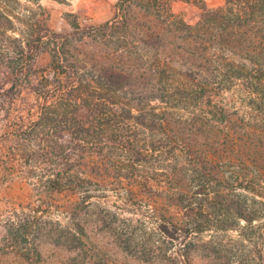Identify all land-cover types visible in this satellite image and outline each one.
Returning a JSON list of instances; mask_svg holds the SVG:
<instances>
[{
  "label": "trees",
  "instance_id": "trees-1",
  "mask_svg": "<svg viewBox=\"0 0 264 264\" xmlns=\"http://www.w3.org/2000/svg\"><path fill=\"white\" fill-rule=\"evenodd\" d=\"M169 1L119 0L116 6L122 10V19L118 21L116 14L113 22L93 28L106 46L118 52L119 59L112 64L95 62L96 56L72 43L69 34L56 35L47 30L46 35L30 39V30L28 35L13 40L20 59L9 61L6 67L11 73L26 69L22 57L32 53L31 61L38 44L50 50V68L56 81L50 87L51 80L42 77L39 94L46 103L32 132L47 128L46 136L53 135L51 141L56 147L65 146L68 156L76 150L83 159L89 153L101 152V145L110 144L117 148V153L109 156L113 163L129 160L136 165L160 164L159 173L167 177L164 196L160 193V197L172 198L174 206L184 212L183 233L178 240L184 264H194L190 253H195L197 245H202L204 256L215 264H256L260 255L256 257L245 241L254 242L252 236L258 235L259 243L249 244L264 253V142L257 134L243 133L245 139L252 140L237 146L242 125L230 127L237 136L223 135L228 114L215 99L242 82L250 91V102L260 106L255 110H264V0H225L223 7L207 11L194 27H187L195 33L191 35L196 42L192 48L185 40L176 44L174 36L153 35L150 30L160 17L167 20L164 7ZM27 2L39 6L40 0H25L23 6L27 7ZM127 3L128 11L136 7L139 12L134 24L126 11ZM30 13L34 12L28 10L27 19ZM73 26L79 30L78 25ZM131 29H137L136 37L129 34ZM108 30L114 45L107 38ZM116 34H124L123 39ZM130 48L150 56L139 52L126 64L124 52L131 53ZM210 48L213 53L208 55ZM199 50H207V56ZM153 103L158 107H152ZM205 105L211 108L206 114L202 109ZM176 108L188 115L173 114ZM140 133L148 141L141 142ZM72 141L75 149L68 145ZM63 150L60 147V153ZM49 154L55 155L54 150ZM63 166L59 175H68L75 167L69 158ZM85 181L92 179L86 177ZM86 184L79 185L84 189L82 203L91 197L85 195ZM241 219L247 227L240 235L239 246L221 236L201 241L204 233L212 230L221 234Z\"/></svg>",
  "mask_w": 264,
  "mask_h": 264
},
{
  "label": "rangeland",
  "instance_id": "rangeland-1",
  "mask_svg": "<svg viewBox=\"0 0 264 264\" xmlns=\"http://www.w3.org/2000/svg\"><path fill=\"white\" fill-rule=\"evenodd\" d=\"M17 1L0 0V264H184L178 251L184 212L174 206L172 198L160 197V193L164 196L167 185V177L159 173L160 164L143 162L138 166L129 160L113 163L109 156L117 153V148L110 144L101 145V152L89 153L83 159L76 150L68 156L65 146L56 147L51 141L53 135L46 136L47 128L45 133L32 132L40 108L46 103L39 94L44 83L42 77L51 80L50 87L56 81L50 68V50L38 44L31 61L32 53L22 57L26 69L11 73L6 67L9 61L20 59L13 40L28 35L30 30H33L30 39L46 35L47 30L56 35L69 34L72 43L96 56L95 62L114 63L119 59L118 52L106 46L93 28L113 22L116 14L118 21L122 19V10L116 6L119 0H40L39 6L27 2V7L23 6L25 0ZM130 3L126 11L134 24L138 22L139 12L136 7L128 11ZM224 3L225 0H170L168 7H164L167 20L160 17L150 30L153 35L174 36L176 44L180 39L185 40L186 46L192 48L196 42L191 40V35L195 33L187 27H194L207 11L221 8ZM28 10L35 13L27 14L29 19ZM73 25H78L79 30ZM129 34L136 37L137 29L129 30ZM106 35L114 45L109 30ZM117 35L116 38L124 37ZM130 51L124 52L126 64L128 58H136L139 52L146 58L150 56L142 50L136 52L130 48ZM199 53L207 56V50ZM211 53L212 48L208 55ZM249 93L242 82H236L215 99L228 114L223 122L226 128L223 135H231L230 127L243 126L237 146L252 140L245 139L243 133L257 134L264 142V128L260 127L264 125V110H255L260 106L250 102ZM151 106L157 108L158 104ZM202 109L206 114L211 108L205 105ZM173 114L188 115L180 108L173 110ZM139 135L141 142L148 141L145 134ZM68 145L75 149L76 143L72 141ZM60 147L64 149L62 153ZM51 150L55 155L49 154ZM224 150L229 151L227 147ZM68 158L75 167L68 175H59ZM86 177L93 182L85 181ZM83 182L88 189L85 195L91 197L82 203L84 189L79 185ZM237 223L221 234L210 230L201 241L221 236L227 243L239 246L240 235L247 226L242 219ZM252 239L254 242L245 241V244L254 250L256 257L260 255L256 264H262L264 253L255 247L261 237L255 235ZM249 243L255 244L253 248ZM204 255L202 245H197L190 258L194 264H215Z\"/></svg>",
  "mask_w": 264,
  "mask_h": 264
}]
</instances>
